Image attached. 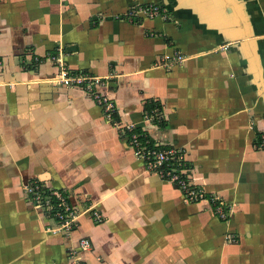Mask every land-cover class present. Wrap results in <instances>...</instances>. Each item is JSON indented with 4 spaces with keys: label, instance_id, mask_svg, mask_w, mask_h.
Masks as SVG:
<instances>
[{
    "label": "crops",
    "instance_id": "crops-1",
    "mask_svg": "<svg viewBox=\"0 0 264 264\" xmlns=\"http://www.w3.org/2000/svg\"><path fill=\"white\" fill-rule=\"evenodd\" d=\"M144 4L163 16L125 15ZM175 53L186 59L167 64ZM52 55L108 77L110 121L81 88L47 81ZM129 125L180 148L227 219L146 171ZM262 133L264 0H0V264H264ZM30 180L103 221L86 213L69 234L46 230L56 221L32 208Z\"/></svg>",
    "mask_w": 264,
    "mask_h": 264
},
{
    "label": "built area",
    "instance_id": "built-area-1",
    "mask_svg": "<svg viewBox=\"0 0 264 264\" xmlns=\"http://www.w3.org/2000/svg\"><path fill=\"white\" fill-rule=\"evenodd\" d=\"M126 16L138 17L139 15L148 18L162 17V9L156 4H144L130 9ZM49 62L57 64L58 72L48 78V82L66 87L81 88L102 109V114L107 120H111L117 112L114 103L100 93L105 85L107 76H94L84 72H73L57 56H50ZM168 59V58H167ZM186 57L175 53L166 63L173 64L182 62ZM154 116V115H153ZM160 119V116H158ZM126 135L132 149L133 156L140 160L146 171L156 174L160 179L173 184L183 195L187 202L208 201L220 219H227L230 211L224 206V202L214 194H207L201 187L196 186L190 179L188 173L190 166L186 162L180 148L165 146L160 147L152 144L141 133L137 132L133 125L125 126ZM260 145L264 146V133L261 134ZM23 191L29 203L35 210L46 212L56 221V226L46 229L51 232L71 233L78 225V218L88 213L95 223L103 221L100 212L93 204L86 206L83 210L75 209L69 202L67 195L58 189L45 187L37 180H30L24 183ZM80 250H88L91 243L88 239H79ZM74 256V255H73ZM76 262L74 264H80Z\"/></svg>",
    "mask_w": 264,
    "mask_h": 264
},
{
    "label": "water",
    "instance_id": "water-1",
    "mask_svg": "<svg viewBox=\"0 0 264 264\" xmlns=\"http://www.w3.org/2000/svg\"><path fill=\"white\" fill-rule=\"evenodd\" d=\"M240 45L245 48L246 52L251 54L253 58L256 59V55L254 53L255 50V38H253L251 35L245 33L239 38Z\"/></svg>",
    "mask_w": 264,
    "mask_h": 264
}]
</instances>
